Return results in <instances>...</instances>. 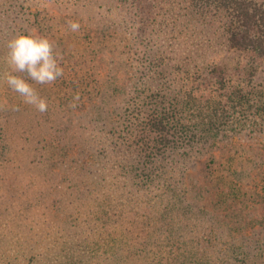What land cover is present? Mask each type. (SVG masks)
Wrapping results in <instances>:
<instances>
[{
  "label": "trees",
  "instance_id": "16d2710c",
  "mask_svg": "<svg viewBox=\"0 0 264 264\" xmlns=\"http://www.w3.org/2000/svg\"><path fill=\"white\" fill-rule=\"evenodd\" d=\"M263 1L0 0L11 38L62 24L74 40L86 31L93 40L91 59L74 62L83 77L45 89L20 74L47 99L45 113L12 90L17 102L0 105V228L3 218L12 228L0 232V264H264V89L251 85L264 63ZM198 28L196 49L176 47ZM55 46L67 54L71 42ZM107 61L108 75L92 79ZM188 61L213 67L205 86L201 73L190 86ZM122 67L132 87L114 117L93 102L75 113L94 92L88 84L116 81ZM193 160L199 202L184 185Z\"/></svg>",
  "mask_w": 264,
  "mask_h": 264
},
{
  "label": "rangeland",
  "instance_id": "374dc122",
  "mask_svg": "<svg viewBox=\"0 0 264 264\" xmlns=\"http://www.w3.org/2000/svg\"><path fill=\"white\" fill-rule=\"evenodd\" d=\"M264 3V1H263ZM50 7H55L54 10H56V6H51ZM34 10V9H32ZM11 28V27H10ZM36 31V29H33ZM67 30V26H62L61 25H57L54 26L51 32H48V30L44 29L43 32H38L39 34L48 37L51 41L60 44L61 42L64 41H70L71 42V46H69V52L67 54L64 53H60V51H58V53L60 54V56L62 57L61 60V66L64 69V74L62 77L66 78H70L72 79V76L76 73L77 76H81L83 77L84 75H86L87 72V68L86 71H84V69H80V66H76L77 63L75 62V59H79L82 55L84 56L85 60H89L91 59V57L93 56L91 51L93 49V43L92 41L90 42V35L89 32L86 31L84 33H79L78 35V39L74 40L72 37L69 36V32L66 31ZM92 30V29H91ZM144 30L143 26H139L136 30V32L139 35H142V31ZM69 31V30H68ZM29 33L31 31H27V30H18L17 34H22V33ZM93 33V32H92ZM195 35L199 36L200 35V28H198L197 31H195ZM181 38H179L181 40L180 44L177 43L176 47H182L188 51H192L194 49H196L198 47V44H200V38L201 36H199L198 39H192L190 40L184 32L183 34L180 35ZM4 38V41L7 43V40L12 39L10 37V32L8 30L7 27L1 26L0 27V40ZM144 38V37H143ZM90 42V43H89ZM66 43V42H65ZM147 43V42H145ZM171 43H176L175 41L171 42ZM149 47H151V44L149 45ZM115 49V48H114ZM140 49V48H139ZM139 49L137 50L138 53H141V51L139 52ZM116 51V49H115ZM117 55H119V52L116 51ZM133 53V52H132ZM232 52H229L228 55H232ZM7 55V52L5 53V57ZM165 55V54H164ZM188 55V54H187ZM5 57H4V61H5ZM133 57V58H132ZM122 58L124 59V61L126 63H134L136 62V55L132 56V54H129V58L127 59V53L122 55ZM133 59V60H132ZM164 61H167V59L169 58H165V56L162 58ZM166 59V60H165ZM237 59L241 62L245 61V55H238ZM185 60V59H184ZM189 62V61H188ZM216 62H219L218 60ZM189 67H190V79L193 80H188V83H190V86L195 85H200V73H201V79L203 80L202 82V86H205L204 84V78L207 77L206 74H208L213 67L210 66L206 69H200V63H195V61L193 62H189ZM109 63L107 62H103L100 65H98L97 70L93 69L94 71V75L92 73L93 78L95 79V77L101 76L102 78L108 75V67ZM130 65V64H129ZM118 71V78L116 81L113 80H108V79H104L103 82H99L97 84H88L87 87H93L94 88V92H90L89 95L84 96L83 99H81L80 101H78V103H76V105L74 106V111L76 113V111H78L77 109L83 110L85 108H87V106H89L92 102L100 109H103V117H114L115 114V107H116V103L119 102L122 99V95L124 93V91L126 89H128L129 87H132V85H128V83L130 82V76H131V72L132 68H120V69H116ZM9 71L8 65L6 64V62L2 63L0 65V80L3 81L2 77L4 75L5 72ZM201 71V72H200ZM97 72V73H96ZM96 73V74H95ZM256 73L257 75L255 76V80L253 81V83H251V85L256 86L253 88H261L264 89V63L263 62H259L257 67H256ZM72 75V76H70ZM197 76V77H196ZM69 79V80H70ZM68 80V81H69ZM61 79L56 80L54 83L52 84H48V85H38L35 84L33 81L32 83H34L35 86H40V87H44L45 89H48L49 87H58L60 85ZM4 82V81H3ZM132 82V81H131ZM130 82V83H131ZM186 82V81H185ZM115 85V86H114ZM184 87V89H195L196 91H199L200 87ZM85 87V86H84ZM105 87V88H104ZM112 87H119V90L117 92H114ZM207 89V87H202ZM212 88V87H209ZM213 89V88H212ZM10 91L11 89L7 86V84L4 82L3 85L0 86V105H11V103H16L17 101H15L14 99H11L9 97L10 95ZM72 106V105H71ZM95 106V107H96ZM73 107V106H72ZM77 108V109H76ZM71 116V115H70ZM102 121L101 119H98V125L101 124ZM99 143H97L96 148H99ZM76 150L71 151V152H67L66 155H62L59 158V164L61 165V167H65L66 165L69 164L70 158H74L77 157L75 155ZM107 153V152H106ZM96 157L98 159L102 160L105 157V154L102 155V153H99V149L97 150L96 153ZM86 158V157H85ZM87 162L92 165V163H94L93 159L91 157H89L87 159ZM197 160H193V164H192V168H190L189 172L186 175V179H185V183L184 185L189 187H192L193 191H192V196H190V200L193 201H200L199 198V192H200V161ZM196 164V165H194ZM94 169H96L97 174H101V168L100 166H97V164H94ZM179 188L182 190L184 186L179 185ZM159 187L158 186V191H159ZM152 188H154V186H152ZM194 194V195H193ZM6 195H7V191H6ZM12 196V194L10 195V197ZM195 196L196 199L193 197ZM195 199V200H193ZM5 203L3 205H0L2 207H6V201H4ZM261 205V202H259ZM262 215V214H260ZM192 216V215H191ZM3 217V216H2ZM4 220L2 221L3 227L0 228V232H9L10 229H12L11 223L8 219L3 218ZM4 222H6V225H4ZM7 240V239H6ZM100 264V263H98Z\"/></svg>",
  "mask_w": 264,
  "mask_h": 264
},
{
  "label": "clouds",
  "instance_id": "9594fccd",
  "mask_svg": "<svg viewBox=\"0 0 264 264\" xmlns=\"http://www.w3.org/2000/svg\"><path fill=\"white\" fill-rule=\"evenodd\" d=\"M79 27L77 22H68V28L73 32L78 31ZM7 49L5 62L9 71L4 73L3 81L22 97L24 104L32 106L40 113H45L48 110L47 99L40 96L28 80L38 85H48L63 76L62 57L56 51L55 43L32 30L10 39ZM20 74H26L28 80ZM77 99L78 97H74V101ZM72 106L74 107L75 103Z\"/></svg>",
  "mask_w": 264,
  "mask_h": 264
}]
</instances>
